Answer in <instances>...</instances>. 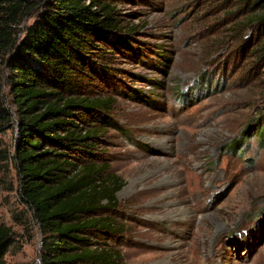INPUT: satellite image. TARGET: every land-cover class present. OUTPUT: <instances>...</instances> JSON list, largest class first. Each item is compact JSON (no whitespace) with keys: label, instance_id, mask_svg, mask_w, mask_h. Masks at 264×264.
Listing matches in <instances>:
<instances>
[{"label":"rangeland","instance_id":"374dc122","mask_svg":"<svg viewBox=\"0 0 264 264\" xmlns=\"http://www.w3.org/2000/svg\"><path fill=\"white\" fill-rule=\"evenodd\" d=\"M111 4L117 34L134 32L116 48L89 46L84 63L101 74L80 59L71 73L84 95L114 99L106 122L81 113V126L104 128L92 149L78 148L97 153L124 182L114 212L123 229L92 239L119 249L123 264H264V68L252 71V56L240 51L251 33L236 30L243 0ZM42 9L20 22L19 37ZM16 49L0 59V102L11 115L0 123V223L13 237L3 262L40 264L41 236L14 160L24 144L5 59ZM65 153L75 164L84 159Z\"/></svg>","mask_w":264,"mask_h":264},{"label":"trees","instance_id":"16d2710c","mask_svg":"<svg viewBox=\"0 0 264 264\" xmlns=\"http://www.w3.org/2000/svg\"><path fill=\"white\" fill-rule=\"evenodd\" d=\"M111 2L0 0V59L17 48L5 61L12 70L10 88L19 139L24 144L14 154L20 177L18 190L41 236L40 264H123L119 249L92 236L110 239L123 229L114 212L115 195L124 182L109 172V164L97 153L78 148L92 149L104 128L81 126L85 122L81 113L97 116L99 123L106 122L114 99L110 95H84L76 90L79 85L72 81L71 74L74 59L101 74L103 69L84 63L89 46H95L97 40L116 48L134 32L117 34L121 24L113 17ZM41 7L39 18L19 37L20 22L31 16L33 8ZM242 12L243 21L235 28L242 31L250 27L251 33L242 39L240 51L252 56V71L264 68V0H243ZM135 54L140 53L136 50ZM10 117L0 102V123ZM42 140L65 151H48ZM66 151L80 152L78 159H84L77 164L68 161ZM12 242L11 229L0 223V264H4L3 257Z\"/></svg>","mask_w":264,"mask_h":264}]
</instances>
